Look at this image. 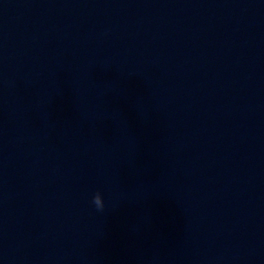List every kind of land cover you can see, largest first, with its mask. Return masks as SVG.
I'll list each match as a JSON object with an SVG mask.
<instances>
[{
    "label": "clouds",
    "instance_id": "9594fccd",
    "mask_svg": "<svg viewBox=\"0 0 264 264\" xmlns=\"http://www.w3.org/2000/svg\"><path fill=\"white\" fill-rule=\"evenodd\" d=\"M91 203L98 212L105 210V200L101 191L97 190L91 198Z\"/></svg>",
    "mask_w": 264,
    "mask_h": 264
}]
</instances>
